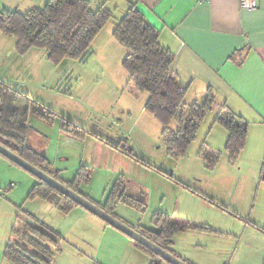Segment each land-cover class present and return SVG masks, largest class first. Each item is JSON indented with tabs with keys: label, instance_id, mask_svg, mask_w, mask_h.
I'll return each instance as SVG.
<instances>
[{
	"label": "rangeland",
	"instance_id": "374dc122",
	"mask_svg": "<svg viewBox=\"0 0 264 264\" xmlns=\"http://www.w3.org/2000/svg\"><path fill=\"white\" fill-rule=\"evenodd\" d=\"M108 32L104 39L96 37L87 61L66 59L60 65L49 60L46 50L21 54L14 37L0 39V79L57 118L49 124L30 115L28 145L49 159L62 180H73L82 169L89 180L81 188L91 202L105 203L117 182L128 194L146 199L144 210L116 206V219L131 228L157 229L155 220L163 213L212 226L216 232L178 234L175 250L186 258L203 264H264V154L260 166L241 158L230 164L218 140L222 127L215 124L208 134L209 113L186 155L173 159L164 126L146 109L149 94L135 89L123 65L126 49ZM195 102L189 93L186 105ZM64 119L84 129L83 135L64 132ZM170 129H177L176 122ZM212 141L221 153L214 170L199 157L202 145ZM158 170L173 174L177 183ZM36 183L34 175L0 154V264H12L5 251L20 217L60 234L62 251L53 264H149L150 257L129 236L84 208L63 214L41 199H30Z\"/></svg>",
	"mask_w": 264,
	"mask_h": 264
},
{
	"label": "trees",
	"instance_id": "16d2710c",
	"mask_svg": "<svg viewBox=\"0 0 264 264\" xmlns=\"http://www.w3.org/2000/svg\"><path fill=\"white\" fill-rule=\"evenodd\" d=\"M114 18L113 11L104 6L92 9L88 0H47L44 7L26 13L0 10V33L16 39L19 53L25 54L33 48L43 49L48 52L52 63L60 65L66 59L87 61L93 54L94 40ZM113 36L127 51L123 65L130 81L137 91L149 94L146 109L164 126L163 138L169 155L173 159L184 157L215 105L214 96L209 94L202 103L186 105L188 90L182 86L172 68L174 55L161 46L159 32L135 6L129 7L125 16L117 22ZM30 115L49 124H54L57 119L52 111L28 94L0 79V144L91 202L81 188L89 180L82 169L73 180H62L61 172L54 169L49 159L28 145ZM172 122H176V130L170 129ZM215 122L228 132L225 145L228 161L230 164L237 163L246 145L248 122L225 108ZM61 129L73 137H81L85 131L67 119H64ZM117 149L120 150V146ZM121 151L127 152L125 148ZM199 157L206 168L213 170L221 159V153L205 142ZM158 171L177 182L173 174ZM29 198L41 199L63 214L81 207L39 179ZM118 203L140 210L147 207L144 200L128 194L121 182L113 186L105 203L94 204L116 218ZM161 219L163 217L155 220L158 232L144 230L143 235L171 253L174 237L191 226L173 223L168 218ZM13 236L5 251L6 260L12 264H53L56 255L62 251L60 234L40 222L31 223L26 218H18ZM135 246L155 258L151 264H161V258L151 250L137 242Z\"/></svg>",
	"mask_w": 264,
	"mask_h": 264
},
{
	"label": "crops",
	"instance_id": "0c3cea01",
	"mask_svg": "<svg viewBox=\"0 0 264 264\" xmlns=\"http://www.w3.org/2000/svg\"><path fill=\"white\" fill-rule=\"evenodd\" d=\"M88 1L92 9L104 6L114 12L115 23L108 28L112 31L117 22L125 16L129 7L135 6L146 21L159 32L161 46L174 55L172 68L182 86L188 90L186 97L192 93L197 102L199 99L204 100L209 94L214 96L215 105L210 112L212 116L209 120L210 124L208 123V134H212L210 132L217 124L216 117L224 108L241 116L248 122L249 129L246 145L240 158L250 164L259 166L262 164L261 156L264 154V0H258L257 7L252 10L241 9L239 0H211L205 4H198L197 0ZM46 3L47 0H0V10L26 13L34 8L44 7ZM108 30H105L106 34H102L103 31H101L98 36L104 39L109 33ZM6 36L0 33L2 41ZM108 42H111L110 38ZM5 82L10 83L8 80ZM189 99L191 100V96ZM217 131L218 140L226 145L228 132L223 127ZM206 143L218 151L219 145L213 141L212 145L215 147ZM262 180L264 181V166ZM144 201L146 202V199ZM161 215L173 223L191 226L180 233L188 230L200 234L216 232L206 223L172 220L166 213ZM132 228L142 235L144 230L159 231V227L149 229L137 225ZM178 234L174 237L171 253L187 264H203L200 261H192L175 250V239ZM137 249L150 257L149 264L155 259L145 250L138 247ZM160 263L170 264L162 258Z\"/></svg>",
	"mask_w": 264,
	"mask_h": 264
},
{
	"label": "water",
	"instance_id": "95a60500",
	"mask_svg": "<svg viewBox=\"0 0 264 264\" xmlns=\"http://www.w3.org/2000/svg\"><path fill=\"white\" fill-rule=\"evenodd\" d=\"M0 154L9 159L10 161L14 162L17 166L25 169L32 175H34L37 179L42 182H45L58 190L59 192L63 193L67 197L74 200L78 203L82 208L86 209L87 211L91 212L95 216L99 217L100 219L104 220L106 223L111 225L112 227L116 228L117 230L121 231L122 233L129 236L133 241L141 244L142 246L146 247L147 249L151 250L154 254L158 255L162 260L170 263V264H187L180 258L176 257L172 253L168 252L166 249L160 247L159 245L152 242L150 239L146 238L138 231L134 230L133 228L127 226L126 224L122 223L112 215L108 214L101 208H99L94 203L90 202L89 200L85 199L80 194L72 191L69 189L65 184L59 182L58 180L54 179L50 175L46 174L38 167L32 165L28 161L24 160L17 154L13 153L12 151L8 150L4 146L0 144Z\"/></svg>",
	"mask_w": 264,
	"mask_h": 264
},
{
	"label": "built area",
	"instance_id": "2783aa9c",
	"mask_svg": "<svg viewBox=\"0 0 264 264\" xmlns=\"http://www.w3.org/2000/svg\"><path fill=\"white\" fill-rule=\"evenodd\" d=\"M211 0H197L198 4L209 3ZM258 0H239L240 7L243 10H252L257 7Z\"/></svg>",
	"mask_w": 264,
	"mask_h": 264
}]
</instances>
